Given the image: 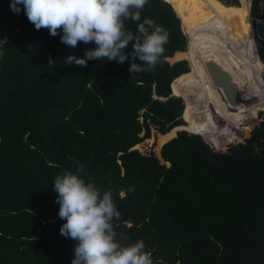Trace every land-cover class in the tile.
I'll return each mask as SVG.
<instances>
[{
    "label": "trees",
    "instance_id": "trees-1",
    "mask_svg": "<svg viewBox=\"0 0 264 264\" xmlns=\"http://www.w3.org/2000/svg\"><path fill=\"white\" fill-rule=\"evenodd\" d=\"M10 2L0 0V264H71L78 241L60 234L66 220L58 217L53 183L63 171L75 173L74 161L85 165V179L112 191L121 213L113 220L115 240L143 241L154 264H264V110L246 124L264 91L242 38L217 30L229 14L245 11L222 18L220 7L186 0V20L169 0H149L140 22L154 21L168 43L153 71L130 79L129 61L65 64L95 44L68 47L62 32L36 30ZM256 2L247 0V9ZM169 4L181 17L193 64L170 62L185 53V39ZM198 12H208L217 33L206 32ZM124 23L138 34L137 23ZM190 27L217 39L195 41ZM253 38L264 64V40ZM207 63L241 101L212 99L222 92L209 81ZM130 186L135 191L122 196Z\"/></svg>",
    "mask_w": 264,
    "mask_h": 264
},
{
    "label": "clouds",
    "instance_id": "clouds-1",
    "mask_svg": "<svg viewBox=\"0 0 264 264\" xmlns=\"http://www.w3.org/2000/svg\"><path fill=\"white\" fill-rule=\"evenodd\" d=\"M149 0H11L10 10L19 14L21 6L36 30L47 28L60 42L75 48L78 42L94 43L83 58L74 55L64 63L86 67L88 61L106 60L118 64L130 62V79L153 71L168 43V33L154 21H141V11ZM137 23V33L126 30L125 21ZM150 29H152L150 31ZM59 30V31H58ZM6 43V41H0ZM132 50L126 52L129 44ZM2 55V53H0ZM72 160V157H68ZM76 171H63L54 178L53 191L59 204L58 217L66 220L59 231L78 241L71 264H154L151 253L144 251L143 241L122 246L113 220L121 213L116 209L111 190L101 191L91 178L85 179V165L74 161ZM135 191L130 186L127 192Z\"/></svg>",
    "mask_w": 264,
    "mask_h": 264
},
{
    "label": "rangeland",
    "instance_id": "rangeland-1",
    "mask_svg": "<svg viewBox=\"0 0 264 264\" xmlns=\"http://www.w3.org/2000/svg\"><path fill=\"white\" fill-rule=\"evenodd\" d=\"M169 1H170V3L172 5H174L186 17V20L190 19L189 17L191 16V12H190V10L186 9V0H169ZM204 1L207 2V3L212 4L209 0H204ZM220 1L223 2V3H225V2H228V3L233 2V0H220ZM236 3L237 4H230V5L237 6L238 5V0H236ZM171 4H169V5L172 7V9H173L174 13L176 14V16L179 18V20H180V29H181V32H182L183 36H185V34L183 33L182 28H181V17L179 15V13H177V11L174 9V7ZM249 5L250 4H248V9H247V5L244 8L240 9V10H244L245 11L244 13H231V14H229L228 17H227L226 24L217 23V30H218V33H223L225 31L229 30L234 36L242 38V51H243L246 59L249 62H253L255 65L258 66L259 71L258 70H254V69H251V70L258 71L259 81H260V84L262 85L263 91H264V64H262L259 61V59H258V57H257V55L255 53V48H254L255 45L254 46L250 45V42L252 41V39L254 41V38H253L254 37V33H253L254 32L253 31L254 22L261 21L264 24V0H257L256 6H255V10L253 12L250 11ZM249 15H250L251 19H250ZM207 16H208V12L204 13V18H203V14L198 12V17L196 16V18H197L198 22H200L202 20L203 21L206 20L208 18ZM186 24H187V22H186ZM185 38H186V36H185ZM215 39H217V37L214 38L213 40H215ZM184 49H185V53L180 58L191 61L189 56L192 53V49L188 46L187 38L185 40V48ZM213 57H214L215 61H219V59H220L218 57V55H215ZM192 64H193V62H192ZM186 65H187V70H188L189 67H188L187 62H186ZM246 66L247 67H253V66H251L249 64L241 65V64L235 63L233 68L240 69V68L246 67ZM193 71H194V66H193ZM243 74H244L243 71L240 72L241 76ZM198 77H199L200 82H201L202 87H203V93H204L203 105H204V108H206L208 96H207L206 92L204 91V86H203L201 77L199 75H198ZM240 82L241 83L242 82L247 83L246 81H242V79L240 80ZM240 87H241V84H240V86L236 87V89H239ZM249 87H251V86H249ZM211 97H212V99L221 98L223 100H232L234 102H239L242 99L241 95L239 93H233L232 97L230 99H227L223 94L222 95L211 94ZM248 107H249V110H250L251 106L248 105ZM263 110H264V102H262L260 105H258L257 107H255L254 109L251 110L252 113L255 115V117L248 118L246 120V124L251 126L256 121H258L259 119H262ZM231 123H236V122H231Z\"/></svg>",
    "mask_w": 264,
    "mask_h": 264
},
{
    "label": "water",
    "instance_id": "water-1",
    "mask_svg": "<svg viewBox=\"0 0 264 264\" xmlns=\"http://www.w3.org/2000/svg\"><path fill=\"white\" fill-rule=\"evenodd\" d=\"M175 14V13H174ZM253 33L255 37L259 40H264V24L261 21L254 22ZM184 39L186 40L185 36ZM253 40V39H252ZM254 44V43H253ZM175 61V60H173ZM172 62V61H171ZM204 69L209 81L212 85H215L219 88L220 92L227 98L230 99L233 94V87L225 74L216 66L211 63L204 65Z\"/></svg>",
    "mask_w": 264,
    "mask_h": 264
},
{
    "label": "bare ground",
    "instance_id": "bare-ground-1",
    "mask_svg": "<svg viewBox=\"0 0 264 264\" xmlns=\"http://www.w3.org/2000/svg\"><path fill=\"white\" fill-rule=\"evenodd\" d=\"M209 1L213 5H217L218 7H220L222 9V18H224L227 13H230V12H233V11H239L240 9L244 8L247 5V1L246 0H238V5L237 6L230 5V4H225V3L221 2L220 0H209ZM209 21L206 20L204 22L205 28H206L205 29L206 32L212 33V34H213V32L217 33V31L214 28V25L212 24L211 21L210 22ZM190 28H191V30L193 32V36H194L193 38H194L195 41L213 40V39H206V37L201 32L197 31L193 27H190ZM250 45L254 46L253 40L250 42ZM254 48H255V46H254ZM255 53H256V50H255ZM178 59H182V58H180V57L179 58H175V59L170 60V62L173 61V60H178Z\"/></svg>",
    "mask_w": 264,
    "mask_h": 264
},
{
    "label": "flooded vegetation",
    "instance_id": "flooded-vegetation-1",
    "mask_svg": "<svg viewBox=\"0 0 264 264\" xmlns=\"http://www.w3.org/2000/svg\"><path fill=\"white\" fill-rule=\"evenodd\" d=\"M253 43H254V41H253Z\"/></svg>",
    "mask_w": 264,
    "mask_h": 264
}]
</instances>
